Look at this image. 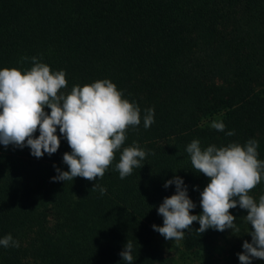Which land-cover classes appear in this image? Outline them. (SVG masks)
Returning a JSON list of instances; mask_svg holds the SVG:
<instances>
[{
	"label": "trees",
	"instance_id": "1",
	"mask_svg": "<svg viewBox=\"0 0 264 264\" xmlns=\"http://www.w3.org/2000/svg\"><path fill=\"white\" fill-rule=\"evenodd\" d=\"M33 56L65 71L64 93L109 79L138 105L141 123L127 129L96 181L52 179L56 168L68 170L63 154L71 151L58 126L52 155L0 144V238L19 242L0 246V264H127L119 253L129 240L132 264H240L251 225L238 205L229 211L239 232L199 234L194 221L182 240L169 242L152 225L163 224L157 208L174 194V184L164 187L174 176L195 204L191 214L202 212L209 178L192 168L186 147L193 139L202 148L255 139L264 160V0H0V68L30 69ZM148 108L154 123L146 129ZM214 120L225 130L212 128ZM133 142L147 155L121 179L115 165ZM94 183L106 193L93 191ZM249 195L258 202L264 178Z\"/></svg>",
	"mask_w": 264,
	"mask_h": 264
},
{
	"label": "clouds",
	"instance_id": "2",
	"mask_svg": "<svg viewBox=\"0 0 264 264\" xmlns=\"http://www.w3.org/2000/svg\"><path fill=\"white\" fill-rule=\"evenodd\" d=\"M22 59H29L22 57ZM30 69L0 68V144L18 148L28 146L30 153L41 158L52 155L59 149V133L64 136L71 149L63 154V163L68 170L56 168L54 181H73L82 177L89 181L103 178L105 171L115 159V154L127 139V129L141 123V110L137 104L123 98L122 92L109 79H98L90 84H74L67 87L64 70L52 71L50 67L31 57ZM45 106L50 112L45 111ZM154 123V109L148 108L143 115L147 129ZM211 127L224 131L225 124L214 120ZM39 130V135L34 133ZM226 135H234L227 131ZM258 142L249 139L246 143L231 142L226 146L209 145L202 148L198 139L186 147L192 168L209 178L200 192L202 212L191 214L195 208L187 187L179 176L165 181L164 187L175 185V192L166 196L157 212L163 217L162 226L153 224L155 231L166 240L180 241L194 221L199 222L196 231L201 234L212 228L223 232L231 229L239 232L236 217L230 209L247 210L245 221L251 225L248 231L251 242L245 240L240 253V264H251L254 258L264 259V195L258 202L250 191L264 178V160L258 159ZM146 151L136 142L123 147L115 168L121 179L139 169L146 158ZM56 166L54 165V168ZM101 195L106 188L93 184L92 190ZM0 246L19 247L11 234L0 238ZM133 242L126 241L119 253L121 260L132 264Z\"/></svg>",
	"mask_w": 264,
	"mask_h": 264
},
{
	"label": "rangeland",
	"instance_id": "3",
	"mask_svg": "<svg viewBox=\"0 0 264 264\" xmlns=\"http://www.w3.org/2000/svg\"><path fill=\"white\" fill-rule=\"evenodd\" d=\"M164 238V237H163ZM165 239V238H164ZM166 240V239H165ZM166 241H169V242H172V240H166ZM219 256V252L215 251L212 255H211V261L214 263V262H219V258H222V257H218ZM218 257V258H217ZM216 258V259H215ZM223 261V260H222ZM221 261V262H222ZM228 264H232L230 262H226ZM226 263H223V264H226Z\"/></svg>",
	"mask_w": 264,
	"mask_h": 264
}]
</instances>
